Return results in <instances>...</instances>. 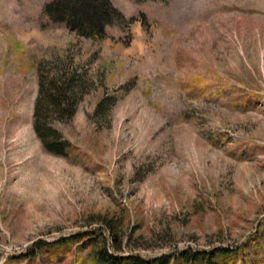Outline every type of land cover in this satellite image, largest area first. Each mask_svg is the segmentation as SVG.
Instances as JSON below:
<instances>
[{
	"label": "rangeland",
	"instance_id": "1",
	"mask_svg": "<svg viewBox=\"0 0 264 264\" xmlns=\"http://www.w3.org/2000/svg\"><path fill=\"white\" fill-rule=\"evenodd\" d=\"M55 1L0 0V264L118 247L264 264V0H110L124 21L102 40L46 17ZM73 73L56 155L34 130L40 81Z\"/></svg>",
	"mask_w": 264,
	"mask_h": 264
},
{
	"label": "trees",
	"instance_id": "2",
	"mask_svg": "<svg viewBox=\"0 0 264 264\" xmlns=\"http://www.w3.org/2000/svg\"><path fill=\"white\" fill-rule=\"evenodd\" d=\"M44 15L54 22L65 24L78 36L94 40L104 39L107 27L124 21V17L114 8L110 0H56L46 5ZM82 91L83 82L78 79L76 73L70 77L63 76L54 79L42 77L35 106L34 130L49 152L65 156V149L69 145L63 142L61 134L47 123L48 118L65 116L72 118L76 109L75 105L82 97ZM83 234L77 235L76 239L86 236ZM120 249L118 247L115 250ZM116 251L110 252L108 248L101 249L97 254V259L101 264H169L171 259L170 256H163L154 260H146L138 256L117 254ZM190 253L191 250L180 254L183 261L188 258L194 262L201 261L202 264H217L214 252Z\"/></svg>",
	"mask_w": 264,
	"mask_h": 264
}]
</instances>
